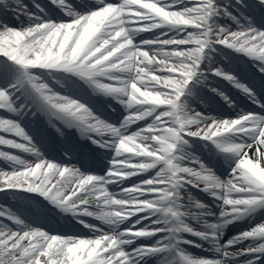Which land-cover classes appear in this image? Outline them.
I'll return each instance as SVG.
<instances>
[{
    "label": "snow or ice",
    "instance_id": "6c2138e0",
    "mask_svg": "<svg viewBox=\"0 0 264 264\" xmlns=\"http://www.w3.org/2000/svg\"><path fill=\"white\" fill-rule=\"evenodd\" d=\"M235 4L249 7L245 0ZM50 5L67 19L48 16L36 0H0L5 14L10 9L20 21L13 26L0 20V146L35 158L0 150L12 169L0 170V192L41 196L92 235L53 234L0 205V264H148L153 258L158 264H264V221L222 239L227 225L264 210V115L244 109L235 118L206 115L184 99L195 81L235 108L208 83L211 76L264 112L254 86L203 63L222 46L251 58L264 75V27L218 0H97L75 6L72 0H50ZM255 8L264 11V0H255ZM221 17L238 30L219 23ZM140 33L155 35L137 42ZM41 73L76 77L128 114L110 122L80 99L54 90ZM29 112L43 113L61 134L55 121L74 127L111 152L104 174L65 163L70 147L64 149L65 161L47 158L21 123ZM193 139L224 155L227 179L186 151ZM132 177L140 179L124 187ZM108 185L119 186V192ZM190 188L207 193L214 204L194 199ZM185 193L188 205L181 203ZM94 203L97 212L89 210ZM82 217H95L101 225ZM186 246L211 256L195 255Z\"/></svg>",
    "mask_w": 264,
    "mask_h": 264
},
{
    "label": "bare ground",
    "instance_id": "6f19581e",
    "mask_svg": "<svg viewBox=\"0 0 264 264\" xmlns=\"http://www.w3.org/2000/svg\"><path fill=\"white\" fill-rule=\"evenodd\" d=\"M8 2L9 3H11L12 2V0H8ZM90 2H97V0H90ZM112 2H119V0H112ZM252 2H254V0H245V3L247 4V5H252L253 6V4H252ZM218 3H221L222 4V0H218ZM231 3H233V5H235V9L233 10V14L234 15H239V13L240 12H243L244 13V15L245 16H249V15H251L252 17H253V23H255L256 25H257V27H259V25H258V23L256 22V18L258 17V14L256 13V14H252V13H250L249 11H244L242 8H240L239 7V5H236L235 4V2H231ZM249 3V4H248ZM1 7V6H0ZM247 9L249 10V9H251V7L249 6V7H247ZM237 10L239 11V12H237ZM10 13H12L11 12V10L9 11ZM15 19V18H14ZM63 19H67V17H64ZM16 20V19H15ZM15 20H14V25L13 26H19V23H20V21H17V22H15ZM229 20V19H228ZM5 21L6 22H8V20H6L5 19ZM235 27H237L231 20H229ZM238 30V29H237ZM147 37V36H146ZM135 39L137 40V42H139V40L140 39H145V37H141L140 35L139 36H136L135 37ZM148 39V38H147ZM208 64H211V61H209V63ZM60 74H62V73H53L52 75L53 76H57V75H60ZM70 78V80H72V81H74L75 79H74V77H69ZM46 79L49 81V84H51L52 85V81L50 80V78H48V77H46ZM236 89V88H235ZM257 92V95H258V91H256ZM61 94H63V92H60ZM101 99L103 100V103H105L106 104V106L107 107H109V106H111L112 105V103H115V104H118V102L116 101V100H114V99H112L111 97H109V96H106V95H104V94H101ZM189 106V105H188ZM189 108H190V106H189ZM232 118H235V117H232ZM81 139H83V138H81ZM82 141V140H81ZM104 152H106V153H108L109 155H111V152H109V151H106L105 149L103 150ZM186 151H188V152H191V153H194L195 155H197L209 168H211L214 172H215V169H214V167H213V165L208 161V160H206L205 158H204V156L203 155H201V152L200 151H198L196 148H190V147H187V149H186ZM218 176H220L221 177V179H227V176H222L221 174H218L217 172H215ZM202 187V186H201ZM119 186H116L113 190H109L110 192H119ZM189 191L191 192V194H192V196H193V198L194 199H197V200H200L202 203H206V204H211L210 202H208L207 200H203V199H200V197L197 195V193L196 192H194L193 191V188H190L189 189ZM203 192V191H202ZM10 195V198L14 201V202H17V203H20V204H24V205H27V206H29V198H26L25 196H27L28 194L27 193H25V192H15V193H9ZM36 195V194H35ZM184 196H185V199L183 200V201H181V203H183V204H185V205H188L189 204V201H188V199H187V193H185L184 194ZM41 197V196H40ZM5 202L3 201V200H0V205H3ZM33 205H35V206H37L38 208L40 207L39 206V204H37V203H33ZM90 208H91V210L90 211H95V212H97V211H99L100 209L95 205V203L94 204H92L91 206H90ZM192 210H194L195 211V208L193 207L192 208ZM213 210L216 212V215H218L219 214V209L218 208H215L214 207V205H213ZM86 222H88V221H91L92 219H95V217H82ZM96 221L99 223V225H101V221H99L98 219H96ZM262 221H264V220H261V222ZM190 222H192V221H190ZM89 223V222H88ZM193 223V225L195 226V227H197V228H199V225L198 224H196L195 222H192ZM260 223V222H259ZM34 227H38V226H35V225H33ZM103 227H105V230H107V226H103ZM121 227H123V226H121ZM13 228H14V230H15V226H13ZM53 234H56V233H53ZM92 235V233H90V235L89 236H91ZM189 238H193V237H190L189 236ZM194 239V238H193ZM205 246H207V245H205ZM196 255H201V254H196ZM149 264V263H148Z\"/></svg>",
    "mask_w": 264,
    "mask_h": 264
},
{
    "label": "rangeland",
    "instance_id": "374dc122",
    "mask_svg": "<svg viewBox=\"0 0 264 264\" xmlns=\"http://www.w3.org/2000/svg\"><path fill=\"white\" fill-rule=\"evenodd\" d=\"M58 11L57 8L53 7V6H49L47 10H45V12H55ZM3 17L7 20H9V18L13 21L14 20V16L10 13L7 12V14H5V9L3 8V6L0 7V20H4ZM5 21V20H4ZM9 23V22H8Z\"/></svg>",
    "mask_w": 264,
    "mask_h": 264
}]
</instances>
